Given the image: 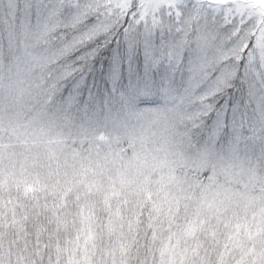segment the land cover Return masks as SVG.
<instances>
[{
    "label": "snow or ice",
    "instance_id": "1",
    "mask_svg": "<svg viewBox=\"0 0 264 264\" xmlns=\"http://www.w3.org/2000/svg\"><path fill=\"white\" fill-rule=\"evenodd\" d=\"M0 264H264V0H0Z\"/></svg>",
    "mask_w": 264,
    "mask_h": 264
}]
</instances>
